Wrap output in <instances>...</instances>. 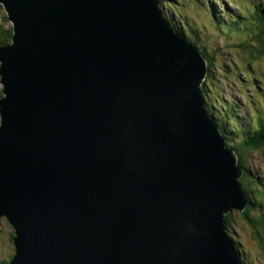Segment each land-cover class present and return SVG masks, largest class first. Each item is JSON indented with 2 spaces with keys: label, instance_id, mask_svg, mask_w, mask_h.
Wrapping results in <instances>:
<instances>
[{
  "label": "water",
  "instance_id": "water-1",
  "mask_svg": "<svg viewBox=\"0 0 264 264\" xmlns=\"http://www.w3.org/2000/svg\"><path fill=\"white\" fill-rule=\"evenodd\" d=\"M8 264H243V168L205 111V59L157 0H0Z\"/></svg>",
  "mask_w": 264,
  "mask_h": 264
},
{
  "label": "rangeland",
  "instance_id": "rangeland-1",
  "mask_svg": "<svg viewBox=\"0 0 264 264\" xmlns=\"http://www.w3.org/2000/svg\"><path fill=\"white\" fill-rule=\"evenodd\" d=\"M236 1L239 2L240 0ZM245 1L248 4V10L257 4V0ZM163 2L165 4L173 2L178 8V13L176 14H171L168 10H164L163 12L168 16V18L171 16L173 20L177 17L179 20H185L189 24L191 31L194 34H198L195 42L200 47L206 46L207 48H205L209 54H211V51L216 53L215 60L213 58L214 61L209 65L213 67V70H211L215 72V76H213L214 86H208V98H206V101L210 105V108H212V116L215 118V122H217L216 124H218L221 134L226 139L230 140L223 131V124L218 121V118L220 117L224 119V115L223 111L220 109V105L216 104V106H214V97L220 94L221 101L224 104L229 103L233 106L231 110L232 112H235L234 114L237 113L240 117L245 118V122H250L251 118H253L251 111H261L264 105V60L261 59L252 63L249 66L250 69L246 70V73L231 72L232 70L230 67L232 68L234 63L247 68L246 65L248 62L245 59L244 50L240 45L244 41L245 37L243 38L239 34L227 35L224 32H221V29L219 30V28L215 26V24L219 25V22H216L215 20L213 21L212 16L207 11L208 9L202 5L204 0H163ZM208 2L209 0H206V4H209ZM216 2L219 3L216 4V6H219L217 11L220 13L224 14L226 12L225 5H228L235 13L239 14V10L236 5L231 4L228 0H216ZM203 25L205 27L210 25V28H206L208 33H205L198 28ZM3 29H12V25L8 20L6 10L0 3V35ZM191 37L194 39L192 34ZM214 69H218V71ZM252 77L255 78L254 80H260L259 88L262 91H259L257 87L255 88L254 86L247 87L250 83L248 79H252ZM253 88L255 89V92H257L256 96L255 92L252 94ZM2 90L3 87L0 83V96L2 95ZM229 143L235 147L238 146L236 141ZM247 162L251 168L256 170L257 178L262 180L264 173L263 153H251ZM260 204L262 203L258 201L254 204V207H258ZM261 213L264 214V211ZM10 227L12 226L4 217L0 218V260H8L7 263L10 262V259L15 254V250L11 246V235L8 233ZM231 231L233 232L232 236L235 234L240 239V242L237 241L239 246L238 249L241 252L243 251L245 256H247V259H245L246 264H263L264 252L261 251L257 245L255 236L257 229L254 227L252 222L250 223V221H245L239 213L234 212L232 214Z\"/></svg>",
  "mask_w": 264,
  "mask_h": 264
},
{
  "label": "trees",
  "instance_id": "trees-1",
  "mask_svg": "<svg viewBox=\"0 0 264 264\" xmlns=\"http://www.w3.org/2000/svg\"><path fill=\"white\" fill-rule=\"evenodd\" d=\"M204 2L203 5H206V3ZM166 5H168L169 8L172 10L178 9L173 2L167 3ZM209 8L211 9V11H214L213 7L210 6ZM215 15L216 16L214 17V20L221 24L222 30L224 32L230 35L239 34L242 37H245L241 47L244 50V56L248 62V64L246 65L247 68L238 65L240 70L234 68V70H236L235 73L238 72L246 73V70L250 69L249 66L252 63L257 62L261 59L264 60V5H261L259 7L257 5L254 6L250 14L245 13L243 18L234 16L233 19L231 20L226 19L227 20L226 21L221 17L219 13L218 14L216 13ZM184 29L186 33H193L188 23L187 24L184 23ZM12 35H13L12 29H3L0 35V44H8L13 42L11 39ZM211 60L212 59H210V61ZM235 66L233 65V67ZM213 76L215 75L208 76L206 83L202 88V93L205 96V98H208L207 95L208 86H214ZM214 98H215L214 106H216V104L220 105V109L223 111L224 119L220 117L218 118V121L223 124V131L230 139V140L227 139L228 142L236 141L238 144V146L236 147L231 143L229 145L230 147L238 151V157H239L238 165H240L244 169V176L242 177L240 182L243 188L249 194L250 199L257 198L256 200L258 199L264 200V183L262 182L264 181V177H262V180H259L257 178L256 171H254L247 162V160L249 159V155L251 153L262 152L264 157V109H262L261 111L257 110L255 117L253 116L250 122H247L246 124V122H244V120L237 113L234 114L235 112H232L231 110V108H233L232 105H230L229 103L224 104L221 101L220 94H218V96ZM206 108L212 114L211 111L212 108H210V105L207 103V101H206ZM251 211L252 212L256 211L253 203H251V205L248 206L247 210L242 214L243 216L248 218L249 215L252 214ZM226 221H227V225L230 227L231 225L230 215L226 217ZM251 222L254 225V227L257 229L255 235L257 245L259 249L264 252V214H257L255 218L251 219ZM8 233L11 235V246L15 250V246L13 243L15 232L13 227H10ZM234 242L237 244L236 241ZM7 262L8 260H3V259L0 260V264H8Z\"/></svg>",
  "mask_w": 264,
  "mask_h": 264
},
{
  "label": "bare ground",
  "instance_id": "bare-ground-1",
  "mask_svg": "<svg viewBox=\"0 0 264 264\" xmlns=\"http://www.w3.org/2000/svg\"><path fill=\"white\" fill-rule=\"evenodd\" d=\"M205 111L207 112V110L205 109ZM210 118L214 121V123L216 124L217 122H215L216 120H215V118L212 116V115H210ZM217 125V127H218V124H216ZM221 132V131H220ZM9 223V222H8ZM10 224V223H9ZM11 225V224H10Z\"/></svg>",
  "mask_w": 264,
  "mask_h": 264
}]
</instances>
